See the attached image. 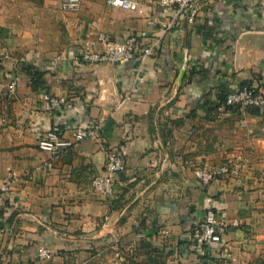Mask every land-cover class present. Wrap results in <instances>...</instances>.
<instances>
[{
    "label": "crops",
    "instance_id": "1",
    "mask_svg": "<svg viewBox=\"0 0 264 264\" xmlns=\"http://www.w3.org/2000/svg\"><path fill=\"white\" fill-rule=\"evenodd\" d=\"M193 1L191 15L160 0L134 9L81 0L75 10L61 0H0V175H11L0 197V264H51L118 238L151 246L154 263L192 255L195 221L221 207L227 225L204 263L264 264V108L223 103L245 84L264 93V0ZM88 30L112 39L145 30L155 52L141 64L84 62ZM45 92L61 104L45 108ZM53 126L66 141L57 152L38 145ZM106 147L125 166L102 195L89 182ZM236 153L249 158L237 178L194 177L193 164ZM40 245L52 259L37 256Z\"/></svg>",
    "mask_w": 264,
    "mask_h": 264
},
{
    "label": "built area",
    "instance_id": "2",
    "mask_svg": "<svg viewBox=\"0 0 264 264\" xmlns=\"http://www.w3.org/2000/svg\"><path fill=\"white\" fill-rule=\"evenodd\" d=\"M81 0H61V8L65 10H75L80 5ZM111 6L134 9L138 6V0H106ZM160 4L165 8L172 5L187 6L190 14L197 11V4L193 0H160ZM146 31L141 30L130 33L122 38L112 39L102 32L88 30L83 42L80 44L78 58L81 61L96 63H124L129 59H135L142 63L143 59L155 52L153 42H144ZM15 81L8 84L11 90ZM44 107L49 109L59 106L62 99L49 93L42 94ZM225 106L250 109L253 107L264 108V93L252 85H243L229 90L223 101ZM89 122L83 124L85 131L93 133ZM83 131V132H85ZM83 132H78L77 137L81 138ZM57 126L51 127L44 136L38 140V145L42 148L57 152L66 141L59 138ZM247 156L227 157L219 163L201 162L193 167L194 177L202 185H207L213 181L224 178L236 177L247 163ZM125 166V161L121 153L115 147H106L104 150L103 169L100 173L94 174L89 182L90 189L98 194H111L115 187L117 174ZM11 175H0V197L10 189ZM227 225L225 210L223 207L218 210L209 208L203 216L195 221L192 229V236L188 243V248L199 255H205L209 248L217 246L221 241V232ZM54 252L44 245L37 248V256L41 259L50 260Z\"/></svg>",
    "mask_w": 264,
    "mask_h": 264
},
{
    "label": "rangeland",
    "instance_id": "3",
    "mask_svg": "<svg viewBox=\"0 0 264 264\" xmlns=\"http://www.w3.org/2000/svg\"><path fill=\"white\" fill-rule=\"evenodd\" d=\"M239 155L247 156L243 153H236L228 157H237ZM194 165L196 164H193V167ZM239 174L231 178H237ZM138 241L139 238H134L130 239L129 242H132V245H138L135 244L138 243ZM150 249L151 246L147 244H141L138 247H127L126 241L118 238L113 241L105 240L96 244L91 243L87 246L78 247L75 250L68 251L62 255V257L54 260L51 264H206L202 259V255L193 251H190L192 255L169 254L159 258L157 263L150 262L147 257V252Z\"/></svg>",
    "mask_w": 264,
    "mask_h": 264
},
{
    "label": "trees",
    "instance_id": "4",
    "mask_svg": "<svg viewBox=\"0 0 264 264\" xmlns=\"http://www.w3.org/2000/svg\"><path fill=\"white\" fill-rule=\"evenodd\" d=\"M245 85H247V84H245ZM249 85V84H248ZM254 108H258V107H253V108H250V109H248V110H251V109H254ZM226 159V158H225ZM227 178H229V177H227ZM150 261H156V259H154V258H150Z\"/></svg>",
    "mask_w": 264,
    "mask_h": 264
}]
</instances>
